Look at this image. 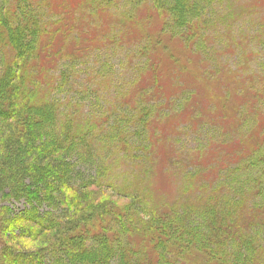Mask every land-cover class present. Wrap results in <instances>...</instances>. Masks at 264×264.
Instances as JSON below:
<instances>
[{"label": "trees", "instance_id": "trees-1", "mask_svg": "<svg viewBox=\"0 0 264 264\" xmlns=\"http://www.w3.org/2000/svg\"><path fill=\"white\" fill-rule=\"evenodd\" d=\"M43 1L0 0V121L9 127L8 135L13 133L8 142L0 143V161L13 168L18 164L19 170L10 179L20 177L24 180V177H30L32 183L28 188L21 184L20 190L23 196L26 195L24 202L28 207L23 217L12 216L10 209L0 207V264H93L97 255H102L101 250L103 258L100 259V264H174L176 262H171L173 259L191 256L193 253L205 258L202 259V264H264V239H260L264 237V137L263 145L250 146L249 142L250 149L240 153L241 162L227 171L219 182L213 181L216 177L215 168L208 170L204 168V162L199 161L197 168L202 173L190 171L186 174L190 181L185 188L190 186L189 191H192L188 201L177 198L171 202L163 200L158 203L153 199L151 206L144 200L148 198V192L154 185L151 181L152 172L149 173L153 161V171L159 167V160H154L153 144L156 143L157 153L162 139L165 138L166 144L170 146L166 134L171 126L168 125L165 134V127L153 123L154 120H163L161 112L164 108L161 110V103L158 102L160 94L165 93V82L170 81L167 65H158L154 61L151 66L149 64V77L147 81H142L145 85L137 89V99L132 97V92L126 93L120 106L122 114L110 121L111 116L105 120L94 116L93 104L89 106L90 110H86L88 106H84L83 102L88 98L84 96L77 101L69 96V100L61 102V98H56V95L64 90L68 95L76 91L73 90L75 84H69L70 77L76 78V66L73 64L81 57L77 51H89L100 43L93 44L94 38H90L91 44H87L91 42L89 38L79 39L78 45H73L72 52H63L65 61L50 62L59 65L57 70L60 73L56 82L53 76L49 78L47 75L51 73V64H39L43 52L38 49L40 45L50 50L59 47L67 50L66 46L70 48L74 41L69 38L68 30L74 25V16L66 12L73 17L67 18L68 27L65 30L63 26L60 27L62 30L58 34L62 39L58 36L55 40L56 31L45 34L41 25L42 17L39 12L44 10L41 8L44 6ZM55 1L67 5L70 0ZM81 1L87 3V8L91 6L96 9L95 13H101V20L108 21L106 15L111 11L114 0H79L80 3ZM131 1L136 7L143 1L153 4V8L163 17L162 22L167 30L171 34H180L191 50L201 54L206 43L214 37L204 36L201 32L203 28H212L215 23V11L209 7L213 1L221 3L223 0ZM237 1H226L230 10L222 15V20L234 16L232 7ZM78 6V13L86 14L81 11L80 5H75L73 11L77 12ZM64 8L70 11L68 7ZM136 11L138 16L145 12L141 14L140 10ZM132 13L127 7L122 11V18L129 16L125 18L126 24L123 25L122 32L136 26ZM143 18L146 17L141 16L140 19ZM218 20L222 23L219 17ZM147 21L142 20L139 26L145 25ZM150 43L145 42L143 49ZM151 62L146 60L143 67ZM69 65L74 68L68 69ZM209 86L211 85L202 84L197 89L194 85L192 100L183 97L184 103L179 109L181 113L187 114L199 104L198 98L213 90ZM86 89L79 94H91L92 87L89 86L88 91ZM213 91L214 96H221L219 90ZM52 92L54 94L51 96ZM165 100L168 99L163 101ZM211 103L213 106L210 111L197 114L192 112L194 124L202 118L211 117V111H218L222 104H226L216 96ZM236 112L238 109L235 114ZM235 114L227 112L229 116ZM106 124L108 128L105 127ZM258 127L260 130L259 122L254 130ZM261 127L264 135V126ZM241 129L243 130L242 126ZM210 151L214 152L215 149ZM248 152L250 154L246 158ZM140 153L145 154L141 158H145L147 162L136 164L139 168L134 179L122 177V186L117 188L116 193L122 197V188L134 191L132 198L140 201L141 207L122 205L120 208L115 205L109 208L108 202L98 204L99 199L91 198L89 192L92 189L100 190V186L106 182L111 186L112 181L109 180L119 181L111 174L115 165L123 163L125 167H129L132 164L128 161L135 163L140 159ZM26 155L34 157L37 162L31 163L35 165L25 163ZM106 156L107 159L114 156L109 159L110 162L112 160L110 164L103 160ZM159 157L162 158L161 164L169 163L172 158L165 153L163 155V152ZM235 157L232 153L234 160ZM96 159L104 163L97 166L93 162ZM92 166L96 173L103 168L106 175L93 177L94 181L85 180L84 176L92 172ZM243 172L248 173L246 178H242ZM239 173L242 179L237 178ZM138 174L146 176L147 187L140 185ZM10 179L6 180V176L0 172V191L4 185H15ZM242 217H245L243 226L240 224ZM20 222L26 227L18 228ZM117 225L121 226L122 236L115 230ZM11 227H17L16 235L8 234ZM137 235L147 240L151 247L143 254L134 249L132 239ZM39 236H42L40 238L45 243L52 239L53 242L32 256L17 244L13 245V241L10 242L12 239L35 241ZM90 238L93 239L92 243L98 241L101 244L100 251L93 248ZM124 241L131 247L125 251L122 250ZM257 245L260 248L257 249Z\"/></svg>", "mask_w": 264, "mask_h": 264}, {"label": "rangeland", "instance_id": "rangeland-1", "mask_svg": "<svg viewBox=\"0 0 264 264\" xmlns=\"http://www.w3.org/2000/svg\"><path fill=\"white\" fill-rule=\"evenodd\" d=\"M226 1L223 0L221 3L213 1L209 7L210 10L215 11L213 14L215 23L212 28L208 27L205 30L203 28L201 32L204 36L214 37L206 43L201 54L198 51L191 50L188 44H185V39L180 34H171L167 30V26L162 22L163 17L153 8V4L149 5L146 1L141 2L136 7L133 6L131 0L127 2H124V0H114L111 11H108L106 15L108 21L101 20L100 18L103 15L95 13L96 9H93L91 6L87 8V3L83 1L80 3L79 0H70L67 5H63L61 2L55 0H50L49 3H47L48 0L43 1L44 6L41 8L44 10L39 12V16L42 17L40 20L41 25L45 29V34L55 30L56 40L59 36L58 32L62 30L60 27L63 26L65 30L68 27L67 18L71 19L74 16V25L68 30L69 38L74 41V44L71 43L70 48L66 46L67 50H63L64 48L61 49L60 47L50 50L40 45L41 47L38 50L43 52L41 54L42 60L39 62L40 65L48 64V62L51 64L50 62L55 60L62 63L65 61L63 60V52H72L73 45H78L77 41L81 38H89L88 40H91V42L87 44H91L93 38V44L100 43L96 44V47H93L91 50L88 48L89 51L87 49L77 51L81 57H78L77 62L73 64L76 66V78L73 79L74 76L70 77L71 82L69 84H75L73 90L76 89V91L68 95L66 94V90H64L59 95H56V98H61V102L64 103V101L69 100V96L73 97V100L76 101L81 96H84L88 99H85L84 102L80 100V102L85 103L84 106L87 104L88 109L86 110H90L89 106L93 104L94 110H92V114L102 120L111 116L108 120L110 121L117 115L122 114L120 106H122L123 102L122 97L126 93L132 92V97L137 99V89L145 85L142 81H147L149 77L148 67L152 65L153 61L157 62L158 65H167V72L172 83L170 81L165 82V93L160 94L159 97L161 99L158 103H161V110L164 108L161 112L163 120H154L153 123L158 124L159 127H165V131L163 130L165 134L168 125L171 126L170 131L168 130L166 134L170 140V146L166 144L167 142L163 137L160 151L157 153L156 143L153 144L154 160H159L157 164L159 167L153 171L155 166V161H153V166L149 173L152 172L151 181L154 185L151 191L148 192V198L144 200L150 203L151 206L153 199L158 203H161L163 200L171 202L177 198L182 199L181 201H188L192 191H189L190 186L185 188L187 182L190 181V179L187 180L186 174L190 171L194 173L199 171V168H197L199 161L201 163L204 162L203 166L208 170L215 168L216 177L213 181L219 182L223 175L227 174V171H231L233 167L241 162L240 153L242 150L252 145H263L262 138L264 135L261 126H264V105H262L264 103V0H238L232 7L234 16L222 20V15L230 10L226 6ZM122 3L128 5L123 6ZM75 5H80L82 7L81 11L86 12V14L82 12L78 13L79 6L77 12H74L73 7ZM64 6L68 7L70 11H67ZM126 7L133 11L131 17L134 16L136 26L133 25L131 27L132 30L129 29L126 30L127 32H122V27L126 24L124 22L125 18H129V16H124L123 18L121 16L122 11H125ZM136 10H140L141 14L145 12L138 16ZM66 12L71 13L73 16L66 14ZM141 16L146 18L140 19ZM218 17L222 20V23L218 20ZM142 20L147 21V23L139 26ZM107 33L110 34L108 35ZM58 38H61V36ZM145 42L151 43L143 49ZM146 60L152 62L147 63V67H143ZM80 63H87V65H80ZM57 65L51 64V73L47 75L49 78L53 76L55 82L60 73L57 70L59 65L58 67ZM70 65L68 69L74 68L73 65ZM86 71L87 73H84ZM209 79L211 80V84H209ZM202 84L203 86L211 85L209 88L219 90L224 100L219 94H215V96L226 104H222L218 108V111H211V117L202 118L194 124V118L191 117L192 112L197 114L199 112L210 111L213 106L211 102H213V97H215L213 95L214 91H207L205 96L199 97V104L191 108L187 114H182L180 110L184 103L183 97L184 99L190 98L192 100L191 92L195 87L197 89L201 87ZM194 85L195 87L193 88ZM89 86L92 87L91 94H79L85 88L88 91ZM53 94L52 92L51 96ZM165 98L168 100L163 101ZM171 98L174 99L169 101ZM237 109L238 112L235 114V110ZM79 111L82 112L81 109ZM227 112H233L235 115L229 116ZM179 114L181 117H178ZM257 122L260 124V130L259 127L254 130ZM105 127L108 128L107 124ZM8 128L3 121H0L1 144L8 142V139H11L10 136L12 137L13 133L7 134ZM249 142L250 146H248ZM211 149H215V151L212 152L210 151ZM161 152H163V155L165 153L172 156L169 163L164 162L161 164L162 158L159 157ZM232 153L236 155L235 160L232 158ZM9 154L12 155V152L9 151ZM249 154L248 152L246 158ZM141 155L145 156V154L140 153V159L135 163L129 160L128 163L132 164L129 167H125L123 163L119 166L115 165L111 174L112 177H116L119 181L109 180L112 181L111 186L106 182L100 186V190L92 189L93 191L91 190V192L87 191L92 196L89 195V197L99 199L97 201L98 204L108 202L109 205L107 207L109 208H113L115 205L120 208H122V205H131L135 208L141 207L140 201L133 200L132 198V192L134 191L122 188V197L116 193L117 188L122 186V177L128 176L131 180L134 179L137 174L136 170L139 168L136 164L147 162L145 158H141ZM107 158L106 156L103 160L105 163L110 164L112 160L110 162L109 159L114 158V156L109 159ZM31 162L37 161L34 157L26 155L25 163L35 165V163ZM93 162L97 166H101L104 163L98 159ZM4 165L5 162L0 161V167L3 166L0 172L6 176V180L12 178L19 170L18 164L14 168ZM93 168L92 166L90 174L84 176L85 180L91 179L94 181L93 177L106 175V171L103 168H100L98 173ZM200 172L202 173L201 170L198 173ZM247 174L243 172L242 178H246ZM239 175L240 173L237 178L242 179ZM138 177L140 185L143 184L144 187H147L146 176L138 174ZM10 181H13L15 185L13 187L5 185L2 187L0 191V207L10 209L12 216L23 217L28 207L24 202L26 195L23 196L20 189L22 185L28 188L32 184L30 177H24V180L17 177L10 179ZM38 188L40 187L38 186ZM191 188L194 190V186ZM195 190H197L196 187ZM86 209L88 210V207ZM166 211H168V208ZM246 216L249 215L247 214ZM255 219L253 218V220ZM244 223L245 217H242L240 224L243 226ZM18 225V228L26 227L22 222ZM120 227V225H117L115 230L120 232L122 236V229ZM16 229L17 227H11V232L8 234L15 233L16 235ZM40 237L42 236H39L35 241L27 239L19 241L20 239H12V237L10 238L12 239L10 242L13 241V245L17 244L20 248L31 253L30 255L32 256L43 251L46 245L52 243L56 234L49 243H45ZM44 239L46 240L45 237ZM260 239L263 240L264 237ZM132 241L135 243L134 249L141 254L145 250L151 249L148 241L144 240L141 235L135 236ZM124 243L122 245L123 251L131 248L126 244V241ZM100 245L98 241L92 243L93 248L99 249V251ZM257 247L259 246L257 245ZM101 254L97 255V260L92 262L93 264H100V259L103 258L102 250ZM30 255L27 257H30ZM203 258L201 254L193 253L191 256L173 259L171 262H176L174 264H202ZM111 264L114 263L112 262Z\"/></svg>", "mask_w": 264, "mask_h": 264}]
</instances>
